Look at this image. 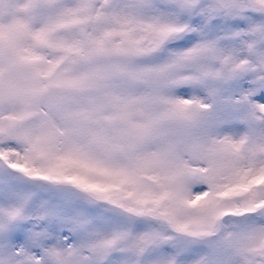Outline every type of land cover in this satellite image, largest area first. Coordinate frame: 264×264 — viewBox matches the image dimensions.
I'll list each match as a JSON object with an SVG mask.
<instances>
[{"label": "snow or ice", "instance_id": "obj_1", "mask_svg": "<svg viewBox=\"0 0 264 264\" xmlns=\"http://www.w3.org/2000/svg\"><path fill=\"white\" fill-rule=\"evenodd\" d=\"M0 264H264V0H0Z\"/></svg>", "mask_w": 264, "mask_h": 264}]
</instances>
